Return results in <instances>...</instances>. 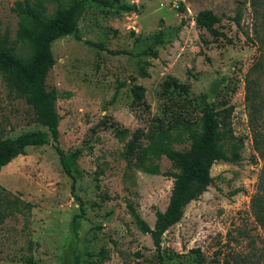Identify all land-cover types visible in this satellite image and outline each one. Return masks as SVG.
<instances>
[{
  "label": "rangeland",
  "instance_id": "rangeland-1",
  "mask_svg": "<svg viewBox=\"0 0 264 264\" xmlns=\"http://www.w3.org/2000/svg\"><path fill=\"white\" fill-rule=\"evenodd\" d=\"M17 1L0 0V38L7 34L15 53L27 58L39 27L27 17L18 36ZM72 1L29 0L46 17ZM122 5L137 8L127 12ZM202 9L219 17L215 35L195 24ZM255 20L250 0H91L76 32L51 43L46 77L57 90L58 145L66 153L82 150L74 185L51 144L28 146L2 167L8 199L31 207L20 203L21 211L0 221V264H75L76 256L78 264H195L196 248L207 262L221 264L264 253V234L250 209L262 159L244 101L245 74L258 54ZM228 106L226 158L211 166L212 183L162 234L160 261L128 207L153 226L155 212L167 206L173 168L154 143L165 132L166 143L185 150L203 109ZM44 128L0 72V135ZM80 201L75 243L71 220ZM258 258L264 264V254Z\"/></svg>",
  "mask_w": 264,
  "mask_h": 264
},
{
  "label": "trees",
  "instance_id": "trees-1",
  "mask_svg": "<svg viewBox=\"0 0 264 264\" xmlns=\"http://www.w3.org/2000/svg\"><path fill=\"white\" fill-rule=\"evenodd\" d=\"M89 2L91 0H73L48 17L36 12L29 0L17 1L12 8L20 18L19 37H22L26 30L27 17L34 19L39 31L31 39V52L27 58L15 53L14 44L8 39L7 34L0 38V72L9 90L25 99L34 112L35 121L45 128L23 132L15 137L0 135V170L12 159L23 154L26 147L51 144L58 154L64 172L72 177L73 187L75 177L72 171L82 150L77 148L66 153L58 145L57 125L60 116L56 110L57 90L54 87H47L46 77L53 65L51 43L76 32L77 17ZM250 4L256 18L253 30L258 54L245 74L244 101L253 149L262 159V168L256 191L251 196L250 209L255 222L264 234V10H262L264 0H250ZM121 8L129 12L136 11L137 7L122 5ZM179 10H183V7ZM218 21L219 17L211 9L199 10L194 16L196 26L205 28L212 35L216 34L214 25ZM231 112L232 106L222 109L204 108L201 127L199 130L190 131L191 142L185 150L175 149L166 143L165 139H169V136L165 132L160 133L154 143L155 151L165 155L173 168L167 174L173 180L167 206L163 211L155 212L153 226L142 219L131 204H128V207L137 228L142 233L150 235L160 261L163 259L162 234L181 219L186 205L212 183L211 166L216 161L226 158L224 141L232 134L229 120ZM20 203L27 209L31 207L29 202H23L19 197L8 199L6 189L0 185V221L7 215L21 211ZM83 215L84 209L80 201L78 212L71 220V232L75 243L79 239V223ZM195 253V264H215L216 260L207 262L199 248H196ZM259 254H264L262 249L259 252L252 251V254L246 253L242 257H236L233 262L224 258L221 264H261ZM27 261H31V258L28 257ZM78 261L76 256L75 264H78Z\"/></svg>",
  "mask_w": 264,
  "mask_h": 264
}]
</instances>
